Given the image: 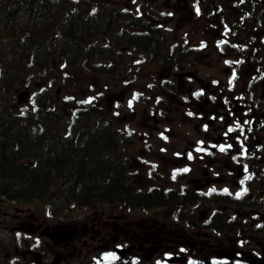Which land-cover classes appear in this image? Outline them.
I'll use <instances>...</instances> for the list:
<instances>
[{
	"label": "flooded vegetation",
	"instance_id": "flooded-vegetation-1",
	"mask_svg": "<svg viewBox=\"0 0 264 264\" xmlns=\"http://www.w3.org/2000/svg\"><path fill=\"white\" fill-rule=\"evenodd\" d=\"M106 10L137 26L131 36L152 42L165 71L152 83L167 85L163 100L149 96L138 124L165 110L171 126L174 111L196 121L181 145L170 129L171 145L137 150L161 168L145 190L107 186L41 210L9 199L0 264H264V0H108Z\"/></svg>",
	"mask_w": 264,
	"mask_h": 264
},
{
	"label": "trees",
	"instance_id": "trees-1",
	"mask_svg": "<svg viewBox=\"0 0 264 264\" xmlns=\"http://www.w3.org/2000/svg\"><path fill=\"white\" fill-rule=\"evenodd\" d=\"M93 29L96 30L94 35L106 34L112 26L107 19L73 13L51 0H0V44L9 43L12 56L5 63L14 65L9 66L13 70L19 67L21 60L25 63L22 68L28 69L42 67L57 59L68 67L74 66L77 60L84 67L89 65V60L96 58L91 55L95 43L91 44L86 34ZM7 58L0 56V65ZM88 67L99 73L109 70L102 64L99 68ZM42 95L46 105L38 110L37 115L28 118H20L11 112V108L8 110L0 104V111L5 112L4 116L0 114V187L6 186L0 193L9 195L10 192L24 197L43 195L56 178L65 174L78 184L80 195L85 194L87 186L93 182L105 189L113 176L105 184L97 178L106 170L104 158L98 154L104 140L98 125L91 124L102 118V106H85L76 111L78 118L80 116L78 128L87 130L82 143L74 144L75 134L52 141L55 129L43 125L42 118L55 119L58 112L54 106H48L54 103L48 91L44 90ZM30 121H33L34 128H44V132L40 135L38 131H31L34 128L26 124ZM91 136L94 139H90ZM11 185L15 188L9 190Z\"/></svg>",
	"mask_w": 264,
	"mask_h": 264
},
{
	"label": "rangeland",
	"instance_id": "rangeland-1",
	"mask_svg": "<svg viewBox=\"0 0 264 264\" xmlns=\"http://www.w3.org/2000/svg\"><path fill=\"white\" fill-rule=\"evenodd\" d=\"M103 2L107 4V0H103ZM9 46V43L5 41L3 44H0V56H2L3 58L8 57L7 59H4L0 65V87L3 86L5 88V90L1 91V97L3 99V102L8 104L10 103L14 106V104L17 102V96L22 95L23 90H25L26 93H29L30 96H32L33 94L38 92V90L42 87L48 88L50 96L54 97L55 99V105L57 107V110L62 111V114L56 120L57 126H59L61 130L58 135L59 138H61L63 134H65V128L69 126L68 110H70L74 106L75 100L77 104L81 100H85L86 97L92 96V94L94 93L90 90V88L94 92L103 93V98L100 99V103L103 104L105 110L104 114L106 117L109 116L111 120L114 119L113 124L117 127V130L119 129V127H122L123 121H126L127 124L131 126V128L137 131V127L138 125H140L138 124V120L140 117L139 115L141 114V110L144 109V107L143 105L137 106L134 118L130 119V117H128L126 114L128 111H135V107L126 109V106L123 105L125 98L128 97L129 93L132 92L134 88L145 90V88H148L146 86L148 85L147 83H153L155 79L161 80L163 78L162 76L165 73V71L162 68H159L156 62H154V60L152 59L150 62H148V60L147 62H142L141 65L136 66L135 68L132 66V64L124 68L122 63L121 67L117 66V68H115L112 73L97 76L89 75L78 67L66 68L61 66V68H58V63H51L50 68H47L43 71H41L42 69L34 66L30 69H28L29 67L22 68L23 66H25V63L22 60L19 67L13 70L9 66L14 65H9L5 63L9 62V56L11 55ZM129 68H131V72H127ZM25 69L27 71H25ZM65 71L66 74L69 75V77L65 79L66 81L64 83L62 81V76ZM124 80L135 83H132L128 87H124L122 85V82ZM155 86H158V84H155ZM159 92L164 97L162 91L160 90ZM103 100L105 101V103L103 102ZM21 101L24 102L23 96L21 98ZM18 104L19 103H17L15 107L16 112H23L24 109H27L28 111H33L36 108L32 98H30V101H27L26 104ZM38 104L44 105V98H41V100L38 101ZM175 106L176 105H174V107ZM112 112L117 113H114L112 115ZM174 113L177 112L174 111ZM178 117L180 116L174 114V118L179 120ZM174 127L183 129L187 128V126L181 125H176ZM137 150V148L129 147L126 150L127 152L124 153V156L128 158L132 154L137 153ZM121 159L123 160L122 156ZM126 168L127 170H129L127 166ZM140 168L143 174H146V169L143 167ZM128 174H131V172L128 171ZM144 180L145 178L139 172L138 177L133 181L131 180V183L134 184V187L137 190L143 187H146L147 189L152 184H146V182H143ZM63 184V179L56 178L54 186L49 189L50 200H46L45 204L51 205L56 204L58 202L57 204L61 205L64 202L62 205L65 207H67L68 205L67 202L70 204V202L66 200V196H69V194L62 192L63 190H65V186ZM34 200L35 202L30 201L29 204L32 209H44V207L42 206L43 199L37 200L36 198H34ZM0 209L3 212L9 209V199L7 197H3L0 200Z\"/></svg>",
	"mask_w": 264,
	"mask_h": 264
},
{
	"label": "snow or ice",
	"instance_id": "snow-or-ice-1",
	"mask_svg": "<svg viewBox=\"0 0 264 264\" xmlns=\"http://www.w3.org/2000/svg\"><path fill=\"white\" fill-rule=\"evenodd\" d=\"M229 131H231V129H229Z\"/></svg>",
	"mask_w": 264,
	"mask_h": 264
}]
</instances>
